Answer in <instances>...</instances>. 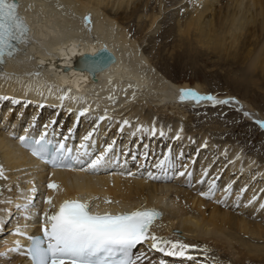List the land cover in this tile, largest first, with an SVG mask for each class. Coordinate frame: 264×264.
Instances as JSON below:
<instances>
[{"label": "bare ground", "instance_id": "bare-ground-1", "mask_svg": "<svg viewBox=\"0 0 264 264\" xmlns=\"http://www.w3.org/2000/svg\"><path fill=\"white\" fill-rule=\"evenodd\" d=\"M17 2L29 31L28 42L19 44L15 55L5 57L3 72L10 76H0V97H8L0 99V165L4 169L0 177V264H29L25 247L19 244L25 237L20 236L29 233L47 207L54 210L55 204L75 199L111 213L160 207L163 216L152 231L173 242L196 246L187 250L186 258L168 255L167 246L160 255L145 246L136 253V257L143 254L137 264H157L159 259L164 264H264V158L247 152L257 149V137L252 136L245 146L238 139L216 138L213 131L220 126H195L185 111L190 105L203 107L213 102L179 99L181 89L217 100L235 96L231 98L237 102L234 98L238 96L243 102L238 103L240 108L248 113L244 115L248 120L240 118L246 127L231 120L227 125L234 124V132L244 129L242 136L255 129L252 123L260 120L257 117L264 119V107L248 99L250 93L259 92L264 104V0ZM173 9L175 15L168 16L172 21H163L170 40H159L156 45L159 51L170 45L173 63L163 64L160 71L145 55L148 51L144 53L141 45L147 39L142 33L146 28L154 32L161 15ZM88 16L90 23L86 24ZM131 23L140 26L134 30ZM70 38L73 42H65ZM74 42H80L82 50L105 42L117 56L111 67L115 69L102 71L98 83L82 86L80 93L63 84L67 74L35 68V56H52ZM204 56L217 58L214 64L231 67L223 74L225 92L174 78L183 66L193 67ZM77 78L81 81L75 77L76 82ZM68 89L71 92L61 99ZM85 108L88 111L81 116ZM254 110H259L257 117L249 112ZM33 121L63 123L71 132L81 153L74 169H49L19 146L21 136L44 128L27 132ZM259 132L264 141V132ZM89 133L91 137L85 140ZM109 145L104 163L90 167ZM165 157L167 162L158 166ZM130 161L135 162L133 167ZM23 166L35 176L31 184L25 182ZM179 177L186 184L174 181ZM211 181H215L217 198L206 201L200 193L209 190ZM50 183L58 187L49 188ZM48 197L51 203L46 202Z\"/></svg>", "mask_w": 264, "mask_h": 264}, {"label": "snow or ice", "instance_id": "snow-or-ice-1", "mask_svg": "<svg viewBox=\"0 0 264 264\" xmlns=\"http://www.w3.org/2000/svg\"><path fill=\"white\" fill-rule=\"evenodd\" d=\"M85 23H90V16L85 17ZM28 31V25L18 14L17 0H0V76H10L2 70L5 57L13 56L19 51V44L28 42ZM90 59L93 62L89 65V70L94 73L96 63L94 58ZM35 75L38 76L39 73H35ZM70 92L71 89H68L61 99L66 98ZM0 99H8V97H0ZM179 99L180 101L191 99L196 102L210 100L214 104L229 103L228 100H217L212 95H201L193 89H181ZM18 102L13 101V103ZM87 111V108L83 109L80 115H84ZM100 119H104V117ZM124 123L127 124L128 121L125 120ZM257 123L264 127V121H257ZM152 134H156L155 128L152 129ZM160 135L163 136L164 132L160 131ZM46 137L47 132H43L38 139L28 136H21L19 139L26 146L31 147L33 155L43 157L49 145ZM90 137L91 133L84 139L88 140ZM177 139H179V134H177ZM111 147L109 145L104 153L92 160L90 167L97 168L103 164L104 157ZM64 150L65 145L61 142L57 152L62 153ZM167 159L168 157H165L164 160L159 161L158 166L162 167ZM51 163L55 166H62L55 158ZM3 173V166L0 165V177H3ZM149 175L151 176V173ZM180 175L183 176L185 173L181 172ZM188 175L190 176L191 173ZM204 175H207V171ZM200 182L203 183V180ZM48 187L56 189L58 186L55 183H50ZM215 187V181H211L209 190L200 194L209 197L214 194ZM230 188L231 184L228 185V189ZM51 200V197L46 198L47 203H51ZM106 202L110 203L111 201ZM261 207L264 208V204ZM45 216L48 224L43 229L44 239H34L29 250L35 264H137L143 254L133 260L129 254L130 250L149 240L152 249L164 252L165 246H167V254L171 256H185L188 249L196 247L179 240L173 242L151 232L150 229L154 221L162 216V213L154 208H143L117 214L110 212L100 214L90 211L87 202L75 199L63 201L58 211L51 215L45 213ZM204 250L206 252L207 248L205 247ZM189 258L191 259V257Z\"/></svg>", "mask_w": 264, "mask_h": 264}, {"label": "rangeland", "instance_id": "rangeland-1", "mask_svg": "<svg viewBox=\"0 0 264 264\" xmlns=\"http://www.w3.org/2000/svg\"><path fill=\"white\" fill-rule=\"evenodd\" d=\"M153 6H155V3H153ZM174 10H176V9L168 10L167 13L165 12L167 18H166V16L164 17V15L163 16L161 15L162 18L159 21V28L155 29L154 32H148V29L146 28V29H144V31L142 33V35H145V38L147 39L146 42H144V44L142 43V45H141L143 47L144 53L148 51L147 53H145V55H147L148 57L152 58V63H153L154 68L157 69V70H160V71L162 70V65L163 64H165V63H173V61H172V59L170 58V55H169V53H170V45L165 46V49L161 50V51H159L156 48V45H157L159 40L163 41V42H167V43H168V40H170V38L167 37V35H166L167 34L166 31H164L165 30L164 27H165L166 23H168L169 21L170 22L172 21L171 19H168V16L171 15L173 17L175 15V13H176V11L174 12ZM169 13H170V15H169ZM163 21L164 22L166 21V23H163ZM131 25H132L134 30L140 26V24L136 26L135 23H131ZM162 32H163V34H162ZM147 34H149V35H147ZM160 46H162V45H160ZM172 52L174 53V51H172ZM214 59H215V57L214 58L213 57L212 58H208V57L204 56L202 59L197 60L195 62L196 64L193 67H191V66H187V67L183 66L181 68V71L178 72V74H176L174 76V78L176 79V81H186V82H189L190 84H192L194 82H199V83L203 84V86H205L206 89H208L210 91L214 90L216 93H223V92H225L224 89L227 88L226 85L223 83V82H225V80L223 78V74L225 73V71L227 69H229V68L231 69V67H227L226 66L227 64L223 65L222 62H220L218 64H214L217 61V58H216V60H214ZM163 70H165V69H163ZM256 93H253V92L250 93V95L248 96V99L255 100L256 101L255 104H257V106H259L260 108L264 107V104L262 103L260 98H258L259 92H256ZM231 97H235V96H231ZM231 97H228V98L224 99V100H228L229 101V103H227V104H223V103L214 104L213 103L212 105L208 104L207 106L206 105L203 106L206 110L202 106L201 107H197L196 105L188 106L187 110H186V107H185V111H186L187 117H189L188 119L191 118L190 121L193 122L195 126H200V125H204V126H209V125L220 126V127H218L219 131H217L218 129L216 131H213L214 137H216V138H218L217 136L225 137V138H227L229 140H234V139L237 140L238 139L240 141L239 145H241V146L248 145L249 141L252 138V136H256L257 137V141H255V142H256V146H258L259 148L257 147V149H254V150H251V151L249 149V151H247V152L248 153L257 152V154L261 155L264 158V149H263L264 148V141L260 140V138L263 139V137H262V135L259 132V131L264 132V127H261L260 124H258L255 120H253V121L256 122V123H252V124H254V128L255 129H251V133H247L246 135L242 136V134L244 132L243 131L244 129L243 130H237V131L234 132L235 128L232 129L234 124L233 125L232 124L231 125H227L228 121L231 120L232 122H235V124H237V123L239 124L240 123L242 125V127H246V124H244L243 120L240 119V118L242 117V118L248 120V116L247 117L244 116L245 113L240 108V106H242V105H239L240 103L243 104V102H241L239 100L238 96H237L238 99L234 98L236 101L238 100L237 102H234ZM168 107H170V105L167 106V108ZM255 111L259 112V110H254V111H249V112L251 113L252 116L257 117L255 115L256 114L258 115V113L255 112ZM235 112H237V113H235ZM226 113H228L229 115L226 114ZM233 117L235 119H231ZM257 118L260 119L259 121H262L261 118H259V117H257ZM250 121H251V119H250ZM263 121H264V119H263ZM256 128L259 131H257ZM215 134H216V136H215ZM160 142H164V141L162 140ZM88 147H90V146H88ZM155 147L158 148V146H156V145H155ZM141 148H142V146H141ZM118 157H119V154L117 153V158ZM119 161H120V159H119ZM129 164L131 165V167H133L135 162L132 163V161H130ZM194 166H195V163L192 165V167H194ZM139 169L143 170L142 168H139ZM219 179L220 178H218V180ZM177 180L179 181V183L181 182L182 184H186L185 180L180 178V177H179V179H176L174 181L176 183H178ZM192 185H193V182L191 180L190 185L188 184V186L192 187ZM213 195L209 196L210 198L209 197H205V199H207L206 201H208V200L213 201L215 199V197L217 198V194L216 195L213 194ZM15 215L16 214H13L12 217H14ZM176 233H178V232H176ZM179 235L183 236L182 234H179ZM183 258H186V257L183 256ZM173 262H174V260H173ZM174 263H177V261L174 262ZM190 264H191V262H190Z\"/></svg>", "mask_w": 264, "mask_h": 264}, {"label": "water", "instance_id": "water-1", "mask_svg": "<svg viewBox=\"0 0 264 264\" xmlns=\"http://www.w3.org/2000/svg\"><path fill=\"white\" fill-rule=\"evenodd\" d=\"M68 41L73 42V39L70 38L65 42ZM74 43H68L52 56L39 59L38 56H35L37 58L35 64L43 70L54 69L67 74L68 77L62 81L63 84L73 86L74 90L80 93L82 86L97 84L102 71L114 70L115 68L111 67L117 61V56L105 42H96L84 50L80 49V42L79 44ZM90 58H94L96 63L94 73L89 70V65L93 62ZM75 77H81V81L77 78L76 82Z\"/></svg>", "mask_w": 264, "mask_h": 264}]
</instances>
